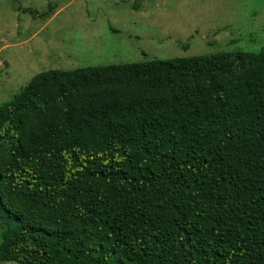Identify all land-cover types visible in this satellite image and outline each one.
<instances>
[{
	"label": "trees",
	"instance_id": "1",
	"mask_svg": "<svg viewBox=\"0 0 264 264\" xmlns=\"http://www.w3.org/2000/svg\"><path fill=\"white\" fill-rule=\"evenodd\" d=\"M0 229V264H264V48L35 75Z\"/></svg>",
	"mask_w": 264,
	"mask_h": 264
},
{
	"label": "rangeland",
	"instance_id": "2",
	"mask_svg": "<svg viewBox=\"0 0 264 264\" xmlns=\"http://www.w3.org/2000/svg\"><path fill=\"white\" fill-rule=\"evenodd\" d=\"M263 48L264 0H0V106L50 69Z\"/></svg>",
	"mask_w": 264,
	"mask_h": 264
}]
</instances>
